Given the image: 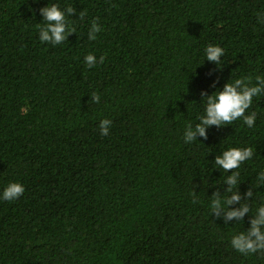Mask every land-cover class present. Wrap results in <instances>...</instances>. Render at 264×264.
Returning a JSON list of instances; mask_svg holds the SVG:
<instances>
[{
    "label": "trees",
    "instance_id": "obj_1",
    "mask_svg": "<svg viewBox=\"0 0 264 264\" xmlns=\"http://www.w3.org/2000/svg\"><path fill=\"white\" fill-rule=\"evenodd\" d=\"M52 4L76 10L57 45L37 26ZM257 13L264 0H0V264H264L230 243L251 213L225 223L210 207L217 189L230 195L231 173L214 164L230 147L253 148L237 188L254 186L253 213L264 204V94L247 110L254 127L240 119L184 141L202 92L264 76ZM93 20L102 31L89 40ZM209 44L224 49L220 66ZM11 182L25 191L6 201Z\"/></svg>",
    "mask_w": 264,
    "mask_h": 264
},
{
    "label": "clouds",
    "instance_id": "obj_2",
    "mask_svg": "<svg viewBox=\"0 0 264 264\" xmlns=\"http://www.w3.org/2000/svg\"><path fill=\"white\" fill-rule=\"evenodd\" d=\"M75 9L68 7L62 10L58 4H52L40 9L43 15V26L37 25L39 28V39L41 42H50L53 45L62 44L69 35L76 32L74 27L68 26L66 13L73 15ZM80 18L83 19L85 12H80ZM258 20L264 23V15L257 13ZM102 31L97 20H93L88 32V39L95 40L96 34ZM206 59L220 66L221 58L224 55V49L219 45L209 44L206 49ZM105 57H100V63H103ZM85 62L89 68L96 65V56L89 53L85 56ZM264 94V76H256L255 83L252 82L251 76L231 79L224 84L222 90L217 89L212 94L206 91L201 93L202 100L205 101V113L198 117L199 123L191 122L186 124L184 132L185 143H191L204 137H208V131L212 126L222 127L232 125L236 120H243V123L249 128L254 127L257 119L255 111L247 114V110L251 107L253 98ZM100 95L91 94L90 103H99ZM112 125L110 119H103L99 128L102 135H108ZM254 151L252 147H230L215 157L214 164L216 168L223 172L231 173L226 177L223 183L227 184V188L223 193H229L226 198H222L221 191L217 189L212 195L211 210L212 214L217 218L223 216L225 223L236 220L243 222L246 214L251 213L250 227L234 235L230 241L231 246L242 254H254L258 251L264 253V204H261L253 213L250 205L243 201L252 199L254 192L252 185L248 190L241 194L237 185L239 183L240 173L235 171L246 160L253 157ZM261 185H264V172L258 176ZM257 185V186H261ZM235 189V190H234ZM25 191L24 186L19 182H11L4 189L2 198L6 201L18 199ZM195 197V192L192 193ZM195 203L196 200L194 199ZM234 205H239L235 207Z\"/></svg>",
    "mask_w": 264,
    "mask_h": 264
}]
</instances>
